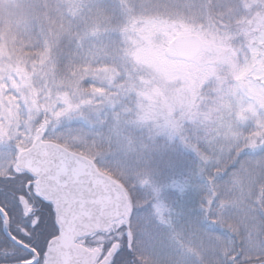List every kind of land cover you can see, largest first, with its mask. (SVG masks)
<instances>
[{"label":"snow or ice","instance_id":"snow-or-ice-1","mask_svg":"<svg viewBox=\"0 0 264 264\" xmlns=\"http://www.w3.org/2000/svg\"><path fill=\"white\" fill-rule=\"evenodd\" d=\"M0 264H264V0H0Z\"/></svg>","mask_w":264,"mask_h":264}]
</instances>
